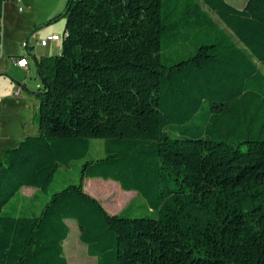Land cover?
<instances>
[{
    "label": "trees",
    "instance_id": "1",
    "mask_svg": "<svg viewBox=\"0 0 264 264\" xmlns=\"http://www.w3.org/2000/svg\"><path fill=\"white\" fill-rule=\"evenodd\" d=\"M60 19V52L28 51L36 133L0 162V264H68L67 221L96 264H264V0H67L45 25ZM92 139L103 156L77 183L38 214L3 213ZM86 179L135 192L152 215L109 214Z\"/></svg>",
    "mask_w": 264,
    "mask_h": 264
},
{
    "label": "rangeland",
    "instance_id": "2",
    "mask_svg": "<svg viewBox=\"0 0 264 264\" xmlns=\"http://www.w3.org/2000/svg\"><path fill=\"white\" fill-rule=\"evenodd\" d=\"M229 5L236 9H242L247 0H225ZM23 12L19 13L17 0H6L3 9L5 12L4 23V43H7L8 49L24 51L30 66H33L31 56L27 54V48L24 44L28 43L33 46L30 51L31 55L37 52L42 35L47 32L55 31L61 35L64 32L65 20L60 19L55 23L45 25L50 19L61 14L67 0H20ZM210 13L212 19L216 21L221 28H224L220 20L205 7ZM45 37V36H44ZM3 60V75L0 77V162L3 153L7 149L15 148L20 141L28 135L36 133V125L32 119L36 114L37 101L34 96L37 87L36 79H28V92L24 91L23 99H17L9 96L5 86L10 84H19L24 81L26 73H22L18 67L12 63L11 59L6 56ZM35 71V70H34ZM13 81V82H12ZM32 123V125H31ZM103 156V140H90V150L88 155L81 160L72 162L69 168H61L56 173L53 182L47 191H38L34 188L23 187L14 197H12L3 208V213L7 215L19 214L20 205L23 202L24 208L34 204L30 213L38 214L42 207L49 201L54 193L61 191L66 186L77 183L79 180L81 165L86 160L98 159ZM30 190V192H26ZM84 191L96 197L101 202L104 209L111 215H121L129 218H145L152 214L148 210L144 199L135 192H124L117 183L104 181L101 179L84 180ZM38 193V199L34 200L32 195ZM27 197V198H26ZM31 207V206H30ZM29 215V213H26ZM70 233L64 242L63 249L68 264H96L94 258L86 254V248L79 241V230L74 221L66 222Z\"/></svg>",
    "mask_w": 264,
    "mask_h": 264
},
{
    "label": "crops",
    "instance_id": "3",
    "mask_svg": "<svg viewBox=\"0 0 264 264\" xmlns=\"http://www.w3.org/2000/svg\"><path fill=\"white\" fill-rule=\"evenodd\" d=\"M22 7V6H21ZM17 11H18V8H17ZM19 12V11H18ZM23 12V8H22V11ZM19 12V13H21ZM4 16H5V12H4V9L2 11V25H3V36H2V51H1V57H0V73L3 74V60L5 58V53H4V50L6 49V56H8L10 59L11 58H16V59H22V58H25V60L27 61V68L26 69H21V68H18L22 73H26V77L24 78V81L22 83H19V84H10L8 83L6 86H5V90H7L8 92V95L9 96H14L15 98H19L20 100L24 98V95H23V92L24 91H27L28 92V79H27V76L28 78L30 77H34L37 81L35 83V86L37 88H39L40 86V80L38 79V76H37V73H36V67H35V64L33 63V66H30V63L27 59V57L24 55V51H20V50H16V49H13L10 51V49H8V45L7 43H4V31H5V23H4ZM53 35H57V36H60L59 34H57L55 31H50V32H47L45 35H42V40H45L47 37L49 36H53ZM45 36V37H44ZM33 46L29 47L27 49V54H28V51L31 53L30 49L32 48ZM60 44H56V43H49L48 46L46 47H41L39 46L38 50L36 53H34L33 55L36 56V57H46V56H53V55H56L60 52ZM35 70V71H34ZM2 77V76H0ZM13 82V81H12ZM2 85H0V89H2L3 87H1ZM18 87L20 88V92L19 93H15L16 90L18 89ZM37 108V107H36ZM32 125V123H31ZM21 190V189H20ZM26 192H30V190H26ZM38 193L39 192H35L33 195H32V198L34 200H37L38 199ZM88 194V193H87ZM90 195V194H89ZM92 197L96 198L95 196L91 195ZM27 198V197H26ZM23 202L22 201V204L20 205V210H19V214H22V213H29V214H33V213H30L31 212V209L34 208V204L33 203H30V206L28 207H25L24 208V205H23ZM101 203V202H100Z\"/></svg>",
    "mask_w": 264,
    "mask_h": 264
},
{
    "label": "built area",
    "instance_id": "4",
    "mask_svg": "<svg viewBox=\"0 0 264 264\" xmlns=\"http://www.w3.org/2000/svg\"><path fill=\"white\" fill-rule=\"evenodd\" d=\"M17 2L19 3V6H18V11L21 12L22 11V7L20 6L21 5V2L20 0H17ZM2 36H3V25H2V20L0 22V57L2 56L1 54V51H2ZM60 41H61V37L60 36H57V35H53V36H49L47 37L45 40H42L40 41L39 45L41 47H46L48 46L49 43H56V44H60ZM24 48H28L29 47V44L26 43L23 45ZM11 61L13 64H15L18 68H21V69H26L27 68V61L25 59H16V58H11ZM20 92V88L18 87V89L16 90V94Z\"/></svg>",
    "mask_w": 264,
    "mask_h": 264
}]
</instances>
